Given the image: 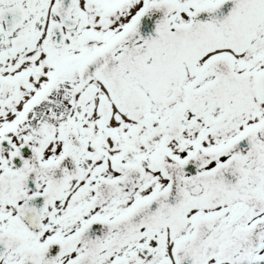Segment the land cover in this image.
<instances>
[{"label":"snow or ice","instance_id":"6c2138e0","mask_svg":"<svg viewBox=\"0 0 264 264\" xmlns=\"http://www.w3.org/2000/svg\"><path fill=\"white\" fill-rule=\"evenodd\" d=\"M0 264H264V0H0Z\"/></svg>","mask_w":264,"mask_h":264}]
</instances>
